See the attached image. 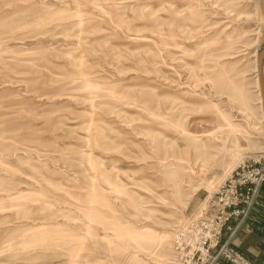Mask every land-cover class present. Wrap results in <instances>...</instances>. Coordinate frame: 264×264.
<instances>
[{"label": "rangeland", "instance_id": "rangeland-1", "mask_svg": "<svg viewBox=\"0 0 264 264\" xmlns=\"http://www.w3.org/2000/svg\"><path fill=\"white\" fill-rule=\"evenodd\" d=\"M263 48L264 0H0V264H168L264 164ZM256 202L220 242L260 264L235 243Z\"/></svg>", "mask_w": 264, "mask_h": 264}, {"label": "built area", "instance_id": "built-area-1", "mask_svg": "<svg viewBox=\"0 0 264 264\" xmlns=\"http://www.w3.org/2000/svg\"><path fill=\"white\" fill-rule=\"evenodd\" d=\"M260 160V159H259ZM246 159L229 173L214 191L191 213L192 223L177 226L172 251L179 255L180 264H214L221 256L236 264H254L229 245L220 242L223 223L232 219H246L254 206L264 181V164ZM230 231L236 226L229 225ZM217 248L216 252H212Z\"/></svg>", "mask_w": 264, "mask_h": 264}, {"label": "crops", "instance_id": "crops-1", "mask_svg": "<svg viewBox=\"0 0 264 264\" xmlns=\"http://www.w3.org/2000/svg\"><path fill=\"white\" fill-rule=\"evenodd\" d=\"M235 243L255 261L264 264V184L249 223L239 229Z\"/></svg>", "mask_w": 264, "mask_h": 264}, {"label": "bare ground", "instance_id": "bare-ground-1", "mask_svg": "<svg viewBox=\"0 0 264 264\" xmlns=\"http://www.w3.org/2000/svg\"><path fill=\"white\" fill-rule=\"evenodd\" d=\"M258 66H259V69H258V75H257V80H258V88H259V93H261V96H260V104H262L261 105V107H262V118H261V123L262 124H264V107H263V104H264V96H263V93H262V86H261V78H262V75H263V77H264V72H263V65H262V63H261V58H260V55H258ZM235 169V168H234ZM233 169V170H234ZM232 170V171H233ZM231 171V172H232ZM230 172V173H231ZM225 179V178H224ZM223 179V180H224ZM223 180H222V182H223ZM221 182V183H222ZM220 183V184H221ZM220 184L218 185V187L220 186ZM192 219H187L185 222H183L181 225L182 226H185V225H187L190 221H191ZM193 222V220L190 222V223H192ZM180 226V225H179ZM175 232V231H174ZM174 237H175V235H174V233H173V235H172V239H171V256H170V259H169V261H168V264H180V262L178 261V262H175L174 260H176V259H178V257H179V255L175 252H173L172 251V244H173V242H174Z\"/></svg>", "mask_w": 264, "mask_h": 264}, {"label": "water", "instance_id": "water-1", "mask_svg": "<svg viewBox=\"0 0 264 264\" xmlns=\"http://www.w3.org/2000/svg\"><path fill=\"white\" fill-rule=\"evenodd\" d=\"M259 55H260V58H261V63L263 65V63H264V48L260 51ZM261 81H262L261 82L262 93H263V96H264V77H263V75H262ZM263 107H264V104H263Z\"/></svg>", "mask_w": 264, "mask_h": 264}]
</instances>
